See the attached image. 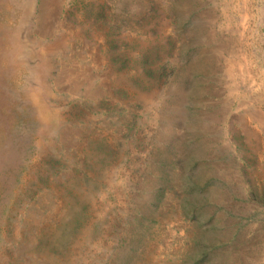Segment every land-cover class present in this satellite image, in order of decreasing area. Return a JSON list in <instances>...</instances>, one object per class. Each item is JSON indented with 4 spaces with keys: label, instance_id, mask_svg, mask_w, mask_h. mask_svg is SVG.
<instances>
[{
    "label": "rangeland",
    "instance_id": "1",
    "mask_svg": "<svg viewBox=\"0 0 264 264\" xmlns=\"http://www.w3.org/2000/svg\"><path fill=\"white\" fill-rule=\"evenodd\" d=\"M0 264H264V0H0Z\"/></svg>",
    "mask_w": 264,
    "mask_h": 264
}]
</instances>
